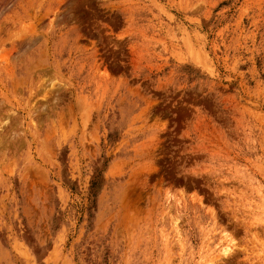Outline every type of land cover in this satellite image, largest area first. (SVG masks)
Wrapping results in <instances>:
<instances>
[{
	"label": "rangeland",
	"instance_id": "1",
	"mask_svg": "<svg viewBox=\"0 0 264 264\" xmlns=\"http://www.w3.org/2000/svg\"><path fill=\"white\" fill-rule=\"evenodd\" d=\"M0 264H264V0H0Z\"/></svg>",
	"mask_w": 264,
	"mask_h": 264
},
{
	"label": "bare ground",
	"instance_id": "2",
	"mask_svg": "<svg viewBox=\"0 0 264 264\" xmlns=\"http://www.w3.org/2000/svg\"><path fill=\"white\" fill-rule=\"evenodd\" d=\"M226 247H227V246H225V247L223 248V252H224V250L226 251V249H225Z\"/></svg>",
	"mask_w": 264,
	"mask_h": 264
}]
</instances>
